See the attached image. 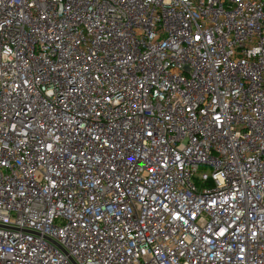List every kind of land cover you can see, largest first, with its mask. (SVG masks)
I'll list each match as a JSON object with an SVG mask.
<instances>
[{"label":"built area","instance_id":"built-area-1","mask_svg":"<svg viewBox=\"0 0 264 264\" xmlns=\"http://www.w3.org/2000/svg\"><path fill=\"white\" fill-rule=\"evenodd\" d=\"M0 264H264V0H0Z\"/></svg>","mask_w":264,"mask_h":264}]
</instances>
